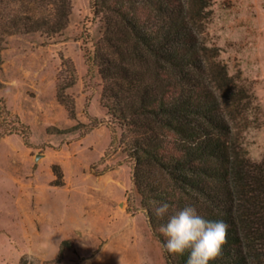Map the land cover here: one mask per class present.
I'll return each instance as SVG.
<instances>
[{
  "label": "rangeland",
  "instance_id": "1",
  "mask_svg": "<svg viewBox=\"0 0 264 264\" xmlns=\"http://www.w3.org/2000/svg\"><path fill=\"white\" fill-rule=\"evenodd\" d=\"M70 3L66 28L48 35L34 31L51 14L46 2L0 0V101L27 127L0 138V264H167L130 167L117 165L119 151L105 157L103 81L85 59L103 25L91 0ZM211 10L201 39L244 92L227 120L260 161L264 0H213Z\"/></svg>",
  "mask_w": 264,
  "mask_h": 264
},
{
  "label": "trees",
  "instance_id": "2",
  "mask_svg": "<svg viewBox=\"0 0 264 264\" xmlns=\"http://www.w3.org/2000/svg\"><path fill=\"white\" fill-rule=\"evenodd\" d=\"M40 1L51 14L35 22L34 31L61 33L70 0ZM212 5L213 0H91L103 33L85 59L103 81L111 133L105 157L119 151L123 160L117 165L130 167L167 264H185L187 253L176 256L164 247L156 229L168 217L153 215L154 200L169 202V215L191 205L205 219L229 225L223 255L209 264H264V157L251 160L232 135L228 105L242 101L244 92L217 60V50L201 39ZM26 130L0 101V138ZM55 175L60 185L63 175Z\"/></svg>",
  "mask_w": 264,
  "mask_h": 264
},
{
  "label": "clouds",
  "instance_id": "3",
  "mask_svg": "<svg viewBox=\"0 0 264 264\" xmlns=\"http://www.w3.org/2000/svg\"><path fill=\"white\" fill-rule=\"evenodd\" d=\"M151 204L156 218L168 217L156 230L165 237L164 247L169 253L176 256L187 253L185 264H209L223 255L229 229L225 221L207 220L191 205L169 215L172 207L169 202L154 200Z\"/></svg>",
  "mask_w": 264,
  "mask_h": 264
},
{
  "label": "water",
  "instance_id": "4",
  "mask_svg": "<svg viewBox=\"0 0 264 264\" xmlns=\"http://www.w3.org/2000/svg\"><path fill=\"white\" fill-rule=\"evenodd\" d=\"M40 157H37V159H39Z\"/></svg>",
  "mask_w": 264,
  "mask_h": 264
}]
</instances>
